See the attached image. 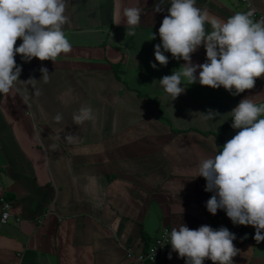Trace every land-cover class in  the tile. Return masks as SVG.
Masks as SVG:
<instances>
[{"label":"crops","instance_id":"0c3cea01","mask_svg":"<svg viewBox=\"0 0 264 264\" xmlns=\"http://www.w3.org/2000/svg\"><path fill=\"white\" fill-rule=\"evenodd\" d=\"M252 2L264 19V0ZM157 4L162 11L155 12ZM195 4L209 19L226 21L245 11L238 0ZM170 6V0H66L63 30L71 52L55 61L15 55L21 81L40 80L42 67L50 80L37 84L39 96L19 81L0 94V196L13 205L0 223V264H134L126 248L148 250L162 232L183 224L198 229L205 221L229 220L222 209L207 211L213 193L204 191L198 166L239 131L230 112L242 99L264 104V76L239 95L182 77L186 90L171 101L159 80L185 61L166 52L169 62L162 66L154 56ZM126 7L141 10L134 34L123 17ZM205 29L211 32V24ZM191 59L206 62L203 44ZM82 106L92 109L93 119L76 125L72 114ZM209 109L220 116L193 114ZM227 122L219 143L216 133ZM254 235L255 228L245 226L233 243L239 250L233 264H264V241ZM178 258L169 245L154 264H185Z\"/></svg>","mask_w":264,"mask_h":264},{"label":"clouds","instance_id":"9594fccd","mask_svg":"<svg viewBox=\"0 0 264 264\" xmlns=\"http://www.w3.org/2000/svg\"><path fill=\"white\" fill-rule=\"evenodd\" d=\"M170 5L169 14L158 29L161 43L155 45V61L166 66L169 61L164 53L169 52L174 59L185 63L180 70L159 80L166 97L173 101L185 92L186 88L180 86L182 77L188 84L198 81L213 89L222 86L232 95L253 89L256 79L264 76V19L254 21L251 10L237 12L226 21L209 19L208 11L196 7L195 0H170ZM154 10L162 11L161 5H155ZM65 11L66 0H0V94H8L18 81L26 88L31 85L34 95L41 94L37 84L49 82L47 68L40 69V80L30 77L21 81L22 68L17 66L15 55L20 54L30 62L32 58L55 61L60 54L70 53L72 45L63 30L69 22ZM123 17L132 29L129 34H134L140 23V8H124ZM206 23L211 24V32L206 31ZM17 39L22 40L18 47ZM202 44L206 62L194 64L191 55ZM151 67L155 69L157 65L152 63ZM16 91L19 93L20 89ZM21 95L27 102L28 97ZM193 114L204 120L220 116L211 109ZM230 116L231 127L239 131L214 157L199 163L197 176L206 181L204 191L213 193L206 202L207 211L216 215L222 209L233 224L253 226V239L260 243L264 241V118H261L264 104L258 105L253 98L245 97ZM54 119L60 122L63 116L58 113ZM91 119L90 107L82 106L72 114L76 125ZM73 138V135L66 137L69 141ZM235 239V234L225 227L213 229L202 225L190 229L183 224L173 228L170 236L166 234L162 246L170 244L171 250L185 259V264H203L205 259L213 264H233V257L239 251L233 244Z\"/></svg>","mask_w":264,"mask_h":264},{"label":"built area","instance_id":"2783aa9c","mask_svg":"<svg viewBox=\"0 0 264 264\" xmlns=\"http://www.w3.org/2000/svg\"><path fill=\"white\" fill-rule=\"evenodd\" d=\"M238 2L245 7L244 12H247L250 10L253 11L252 19L254 18L263 19L261 14L255 8L252 0H238ZM6 205L7 207H5ZM12 207H13L12 202L6 200L5 196L1 195L0 196V223H5L7 221V219L10 217L9 212ZM5 213H7L6 216H5ZM202 225H208L212 227L213 229H219L220 227L227 228L230 232L234 233L236 236V239L233 241V243L239 240L245 228L244 225L233 224L230 219L227 222L218 224V225H214L209 221H205L200 226ZM166 234L170 236V232H167V231L162 232L157 238L154 239L152 245L150 246L148 250H144V251L141 250V251L136 252L132 248H126L125 254H126L127 260L134 262V264H154L163 253L167 252V249L170 245V244H165L162 246V244L166 243V240H165ZM169 254L170 253H168V258H169ZM171 259H175L173 254H171ZM178 260L181 262H185L184 258H178ZM203 264H213V262L211 260L205 259Z\"/></svg>","mask_w":264,"mask_h":264},{"label":"trees","instance_id":"16d2710c","mask_svg":"<svg viewBox=\"0 0 264 264\" xmlns=\"http://www.w3.org/2000/svg\"><path fill=\"white\" fill-rule=\"evenodd\" d=\"M231 122H227V123H224L222 125L219 126L218 128V131L216 133V139H217V142L220 143V140H221V133L226 130L229 126H230ZM142 238H144V234H142L141 236Z\"/></svg>","mask_w":264,"mask_h":264}]
</instances>
